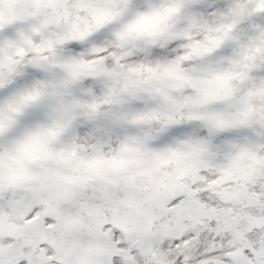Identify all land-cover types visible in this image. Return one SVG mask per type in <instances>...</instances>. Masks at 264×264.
Masks as SVG:
<instances>
[{
  "label": "snow or ice",
  "instance_id": "snow-or-ice-1",
  "mask_svg": "<svg viewBox=\"0 0 264 264\" xmlns=\"http://www.w3.org/2000/svg\"><path fill=\"white\" fill-rule=\"evenodd\" d=\"M0 264H264V0H0Z\"/></svg>",
  "mask_w": 264,
  "mask_h": 264
}]
</instances>
